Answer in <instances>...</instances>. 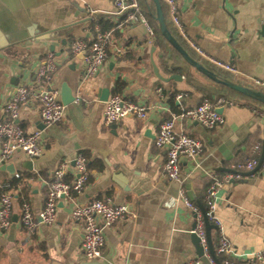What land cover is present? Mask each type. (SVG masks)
<instances>
[{"label": "crops", "instance_id": "crops-1", "mask_svg": "<svg viewBox=\"0 0 264 264\" xmlns=\"http://www.w3.org/2000/svg\"><path fill=\"white\" fill-rule=\"evenodd\" d=\"M160 3L169 33L192 60L220 79L264 94V88L253 82H264V0H182L177 14L184 37L171 23L166 5ZM138 5L156 32L152 47L147 46L141 25L120 27L124 16L117 13L112 0H0V121L18 88H36L32 76L48 54L57 63L51 88L58 92L60 104L63 90L75 98L65 107L61 123L48 129L42 125L37 102L30 101L19 110L17 124L25 133L42 132L44 155L29 160L16 153L4 164L14 168V174L0 171V186L14 201L10 227L0 229V264L198 261L199 244L192 234L194 217L178 201L180 191L204 210L210 176L226 174L230 164L249 157L256 145L263 146L264 105L221 88L188 68L160 36L152 2L138 0ZM94 24L111 33V46L122 52L115 54L109 49L98 74L82 82L84 65L73 56L72 46L77 41L90 44ZM190 43L209 58L235 65L236 73L212 66ZM152 60L160 76L176 75L181 81H159ZM166 65L182 71L168 72ZM114 94L147 108L146 119L127 117L105 128V104ZM205 95L229 100L232 105L220 108L223 121L213 130L187 120L175 122L176 133L200 140L203 149L195 160L180 158V180H169L165 150L155 144L159 125L196 108ZM77 154L87 161L89 181L75 203L86 205L108 198L129 212L123 221L103 229L104 247L96 261L87 260L82 253L83 230L72 219L70 204L58 202L52 225L39 220L48 184L61 164H65V183L75 180L73 160ZM24 164L30 169L23 168ZM248 174L239 173L237 180L219 190L214 212L234 252L230 264H264V259L253 257L264 253V161L258 171ZM22 202L36 218L32 236L19 223ZM208 224L214 246L219 233Z\"/></svg>", "mask_w": 264, "mask_h": 264}, {"label": "built area", "instance_id": "built-area-1", "mask_svg": "<svg viewBox=\"0 0 264 264\" xmlns=\"http://www.w3.org/2000/svg\"><path fill=\"white\" fill-rule=\"evenodd\" d=\"M118 14L124 16L121 26L128 24H139L144 28L146 44L152 47L155 43V29L148 23L144 14L139 10L138 0H112ZM169 12L173 26L181 36H185L177 14L178 4L182 0H160ZM91 31L94 34L90 44L84 41H77L72 46V54L75 57H82L84 65L82 82L96 76L107 59V53L111 49L115 54H121L122 50L116 46H111V33L102 32L98 24H94ZM190 46L206 62L212 66L229 73H236L235 65L223 64L217 60L207 57L204 53L190 43ZM57 63L53 55L48 54L42 64L32 76V84L36 88L31 89L26 86L20 87L9 99L4 108V118L0 121V168L11 159L16 153H23L29 160L41 158L44 150L40 146L42 132L27 134L18 126L19 110L21 106L28 102H37L40 107L41 122L44 129L51 128L61 123L64 116V109L59 102V94L51 88L52 78L56 72ZM254 85L264 88V82L255 80ZM229 100L218 99L215 102L202 101L196 108L186 110L180 115H173L171 119L159 125L155 144L158 149L165 150L166 164L165 175L169 180L179 181L178 160L180 158L195 160L200 156L203 144L200 140L193 139L184 133H176L175 122L187 120L197 123L206 130H213L222 124L220 108L231 106ZM148 109L139 106L121 96H112L105 104L103 126L109 128L117 125L123 119L132 116L140 120H145ZM262 154V146L256 145L249 157L232 163L228 166V172L224 175H211L210 186L205 197L204 212L192 202H190L183 190L179 193L178 201L190 211L194 217V229L192 234L199 242V247L204 257L209 259L208 241L205 228V220L212 224L218 231V240L213 246L214 258L228 260L234 257V252L222 234V228L214 217L217 207L218 192L226 184L238 179L239 173L253 172L259 164ZM75 180L71 184L64 181L65 164H61L53 176V180L48 184V192L44 208L39 216L41 224L50 226L54 223L57 204L63 200L72 206L71 217L81 224L83 237L81 240V250L87 260L96 261L101 259L104 247L103 229L112 227L116 223L123 221L129 214L128 208L124 205H114L111 199L97 200L78 205L75 203L76 197L81 194L89 181L87 161L83 154H77L73 160ZM0 186V229L7 230L12 222L13 197L9 192H5ZM19 223L22 230L32 236L36 227V218L30 206L23 202L21 205ZM256 259H264V253L254 254ZM211 262V261H210ZM185 264H200L199 260L189 261Z\"/></svg>", "mask_w": 264, "mask_h": 264}, {"label": "water", "instance_id": "water-1", "mask_svg": "<svg viewBox=\"0 0 264 264\" xmlns=\"http://www.w3.org/2000/svg\"><path fill=\"white\" fill-rule=\"evenodd\" d=\"M143 1L144 2H146V1L152 2L153 6L155 8V11H156L154 20L158 25V30H159L160 36L165 40V42H167L178 53V55L182 58V60L187 64L188 68H190L191 70L201 74L202 76H204L207 80L211 81L212 83L219 85L221 87H224L225 89L229 90L232 93L238 94L244 98H247L249 100H252L254 102H257L259 104L264 105V94L254 90L250 87H244L242 85L232 83V82H229L227 80L220 79L215 73L206 69L201 63H198V62L192 60L190 58V56L178 45V43L175 41V39L169 33L168 24L166 22V19L164 17L163 12H162V6H161L160 1L159 0H143ZM143 30H144V28H143ZM144 33H145V31H144ZM154 52H155V49L153 48L152 53H154ZM169 58H170V56L167 55L166 60H168ZM79 60H82V57H79ZM151 68L153 70L154 76L159 81H161L163 83H168V82L173 81V80L174 81L177 80L179 82L181 81V77L176 76V75L169 76L168 78H163L162 76H160L159 70H157L153 60L151 61ZM165 69L168 70V72H175V71L181 70L177 66H169V65H166ZM107 98H108V96H107ZM107 98L104 99L103 101H106ZM74 101H75V98L73 96H71L68 91H64V90L62 91L61 105L63 107L70 105ZM129 117L132 118V116H129ZM263 161H264V144L262 146V154H261L258 166L255 168V170L253 172H250L248 175H252L256 171H258L261 168V166L263 165ZM22 167L27 168V170L30 169L29 164H24ZM2 170H7L8 172H10V174H14V172H15L14 168H12L11 166H9V167L2 166L0 168V171H2ZM201 210L203 211V213H205L203 209H201ZM205 227H206V233H207L209 259L203 256L201 249L199 247V254H198L199 263L200 264H220L219 261L216 260V258H214V255H213V246H212V243L210 242V238H209V224H208L207 220H205ZM197 242H198V240H197ZM198 244H199V242H198Z\"/></svg>", "mask_w": 264, "mask_h": 264}, {"label": "trees", "instance_id": "trees-1", "mask_svg": "<svg viewBox=\"0 0 264 264\" xmlns=\"http://www.w3.org/2000/svg\"><path fill=\"white\" fill-rule=\"evenodd\" d=\"M109 29V28H108ZM219 86V85H218ZM221 87V86H220ZM221 88H224V87H221ZM225 89V88H224ZM113 96H121L120 94H114ZM221 98V97H220ZM219 98H217V99H213V96H211V95H205V97H204V100H208V101H210V102H215L216 100H218ZM203 100V101H204ZM218 175V174H217ZM218 176H220V175H218ZM21 204H23V202L21 203ZM216 260H218L219 261V263L220 264H225V262H224V260H222V259H218V258H216ZM228 264H230V261H228Z\"/></svg>", "mask_w": 264, "mask_h": 264}]
</instances>
